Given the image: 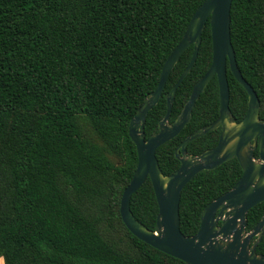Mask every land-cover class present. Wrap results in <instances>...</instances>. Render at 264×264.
Here are the masks:
<instances>
[{"label":"trees","instance_id":"obj_1","mask_svg":"<svg viewBox=\"0 0 264 264\" xmlns=\"http://www.w3.org/2000/svg\"><path fill=\"white\" fill-rule=\"evenodd\" d=\"M205 0H0V261L4 264H186L144 243L124 224L123 193L137 169L132 118L159 85L169 56ZM231 38L238 67L255 89L264 121V0H233ZM194 53L172 71L150 112L148 139L167 112V95ZM213 59L210 22L197 61L179 87L172 121ZM230 108L238 121L248 94L228 64ZM220 115L215 77L188 127L157 151L165 176L181 163L176 148ZM220 130L193 141L213 148ZM258 157V152L256 153ZM243 175L237 159L186 186L181 231L195 235L203 209ZM138 221L155 230L159 206L148 179L131 199ZM264 203L248 213L250 232ZM264 255V237L257 248Z\"/></svg>","mask_w":264,"mask_h":264},{"label":"water","instance_id":"obj_2","mask_svg":"<svg viewBox=\"0 0 264 264\" xmlns=\"http://www.w3.org/2000/svg\"><path fill=\"white\" fill-rule=\"evenodd\" d=\"M233 0H205L179 45L169 56L155 91L150 93L132 118L129 135L138 152V166L125 189L120 213L129 231L149 246L186 264H264L257 247L264 236V215L251 233H247L248 213L264 202V121L260 118L261 102L255 89L244 79L231 38ZM210 22L213 59L207 74L194 86L182 112L170 124L176 93L191 73L202 45L203 33ZM194 46L192 59L177 84L167 95V113L159 123V133L146 139L145 126L150 112L162 98L168 79L183 54ZM228 64L239 84L248 94V111L237 122L230 108ZM217 77L220 116L213 124L187 137L176 150L180 168L165 176L157 158L158 149L177 137L191 122L193 110L210 82ZM221 128L220 142L200 156L188 154V145ZM259 149V158L255 152ZM237 158L243 176L227 193L209 203L202 211L201 225L193 236L181 231L180 204L183 190L203 171H212ZM150 179L159 206L155 230L136 219L131 199ZM258 238L252 246V240Z\"/></svg>","mask_w":264,"mask_h":264},{"label":"flooded vegetation","instance_id":"obj_3","mask_svg":"<svg viewBox=\"0 0 264 264\" xmlns=\"http://www.w3.org/2000/svg\"><path fill=\"white\" fill-rule=\"evenodd\" d=\"M227 68H228V67H227ZM162 96H163V95H162ZM161 99H162V98H161ZM166 99H167V98H166ZM175 99H176V98H175ZM159 102H160V101H159ZM186 103H187V102H186ZM184 106H185V105H184ZM195 106H196V105H195ZM154 108H155V107H154ZM183 108H184V107H183ZM167 110H168V107H167ZM182 110H183V109H182ZM231 111H232V110H231ZM172 112H173V109H172ZM181 112H182V111H181ZM166 113H167V112H166ZM232 113H233V112H232ZM165 115H166V114H165ZM165 115H164V117H165ZM179 115H180V114H179ZM179 115H178V116H179ZM233 115H234V114H233ZM178 116H177V117H178ZM219 116H220V115H219ZM164 117H163V118H164ZM177 117H176V119H177ZM234 117H235V116H234ZM163 118H162V119H163ZM192 118H193V117H192ZM235 118H236V117H235ZM162 119H161V120H162ZM176 119H175V120H176ZM161 120H160V121H161ZM175 120L172 121V114H171L170 124H173V123L175 122ZM236 120H237V119H236ZM160 121H159V123H160ZM191 121H192V120H191ZM216 121H217V120H216ZM241 121H242V120H241ZM262 121H263V120H262ZM237 122H240V121L237 120ZM159 123H158V127H157V129L154 131V133H153L152 135H154L155 133H159ZM190 123H191V122H190ZM212 124H213V123H212ZM210 125H211V124H210ZM207 126H209V125H207ZM145 127H146V126H145ZM187 127H188V126H187ZM187 127H186V128H187ZM204 127H206V126H204ZM204 127H202V128H204ZM186 128H185V129H186ZM185 129H184V130H185ZM200 129H201V128H200ZM184 130H183V131H184ZM198 130H199V129H198ZM217 130H220V135H219L218 143H217L213 148L206 149L205 151H208V150L214 149V148L217 147V145L219 144L222 129L219 128V129H217ZM217 130H215V131H217ZM195 132H196V131H195ZM195 132H194V133H195ZM212 132H214V131H212ZM181 133H182V132H181ZM181 133H180V134H181ZM194 133H192V134H194ZM210 133H211V132H210ZM145 134H146V132H145ZM180 134H179V135H180ZM192 134H191V135H192ZM208 134H209V133H208ZM152 135H151V136H152ZM179 135H178V136H179ZM206 135H207V134H206ZM206 135H204V136H206ZM151 136H150V137H151ZM178 136H177V137H178ZM189 136H190V135H189ZM189 136H188V137H189ZM204 136H202V137H204ZM150 137H149V138H150ZM202 137H200V138H202ZM149 138H148V139H149ZM175 138H176V137H175ZM175 138H174V139H175ZM186 138H187V137H186ZM186 138H185V139H186ZM200 138H198V139H200ZM174 139H173V140H174ZM185 139H184V140H185ZM170 141H172V140H170ZM170 141H169V142H170ZM194 141H196V140H194ZM169 142H167V143H169ZM183 142H184V141H183ZM183 142H182V143H183ZM167 143H166V144H167ZM182 143H181V144H182ZM191 143H192V142H191ZM191 143H190V144H191ZM181 144H180V145H181ZM190 144H189V145H190ZM164 145H165V144H164ZM180 145H179V146H180ZM189 145H188V147H189ZM179 146H178V147H179ZM161 147H162V146H161ZM178 147H177V148H178ZM188 147H187L188 154L191 155L192 157L200 156L202 153L205 152V151H203V152L200 153L199 155H193V154L189 153ZM177 148H176V150H177ZM158 150H159V149H158ZM257 152H258V157L256 156V153H257ZM175 153H176V151H175ZM175 157H176V155H175ZM255 158H256V159L259 158V149L255 152ZM176 159H177V158H176ZM234 159H237V158H234ZM234 159H232V160H234ZM177 160H178V159H177ZM237 160H238V159H237ZM178 161H179V160H178ZM230 161H231V160H230ZM179 162H180V161H179ZM228 162H229V161H228ZM238 162H239V161H238ZM226 163H227V162H226ZM239 163H240V162H239ZM224 164H225V163H224ZM240 165H241V164H240ZM180 166H181V165H180ZM220 167H221V166H220ZM218 168H219V167H218ZM216 169H217V168H216ZM242 170H243V169H242ZM203 172H204V171H203ZM243 174H244V172H243ZM242 176H243V175H242ZM241 178H242V177H241ZM241 178H240V179H241ZM237 183H238V182H237ZM229 191H230V190H229ZM226 193H227V192H226ZM223 195H224V194H223ZM221 196H222V195H221ZM263 203H264V202H263ZM250 211H251V210H250ZM263 215H264V214H263ZM262 218H263V216H262ZM261 220H262V219H261ZM261 220H260V221H261ZM260 221H259V222H260ZM256 226H257V225H256ZM256 226H255V227H256ZM247 227H248V225H247ZM255 227H254V228H255ZM253 230H254V229H253ZM253 230H252V231H253ZM246 231H247V229H246ZM252 231H250V232L247 231V233H251ZM263 237H264V236H263ZM262 240H263V239H262ZM257 241H258V238H254V239L252 240L251 246H252L255 242H257ZM261 242H262V241H261ZM261 242H260V243H261ZM258 246H259V245H258ZM257 248H258V247H257ZM259 255H260V254H259Z\"/></svg>","mask_w":264,"mask_h":264},{"label":"bare ground","instance_id":"obj_4","mask_svg":"<svg viewBox=\"0 0 264 264\" xmlns=\"http://www.w3.org/2000/svg\"><path fill=\"white\" fill-rule=\"evenodd\" d=\"M0 264H4V261H3V260H1V261H0Z\"/></svg>","mask_w":264,"mask_h":264}]
</instances>
